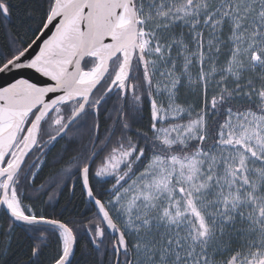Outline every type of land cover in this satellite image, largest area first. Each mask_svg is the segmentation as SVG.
<instances>
[{
  "label": "snow or ice",
  "instance_id": "snow-or-ice-1",
  "mask_svg": "<svg viewBox=\"0 0 264 264\" xmlns=\"http://www.w3.org/2000/svg\"><path fill=\"white\" fill-rule=\"evenodd\" d=\"M0 264H264V0H0Z\"/></svg>",
  "mask_w": 264,
  "mask_h": 264
},
{
  "label": "trees",
  "instance_id": "trees-1",
  "mask_svg": "<svg viewBox=\"0 0 264 264\" xmlns=\"http://www.w3.org/2000/svg\"><path fill=\"white\" fill-rule=\"evenodd\" d=\"M65 195H67V194H65ZM64 201H63V199L61 200V203H63Z\"/></svg>",
  "mask_w": 264,
  "mask_h": 264
}]
</instances>
